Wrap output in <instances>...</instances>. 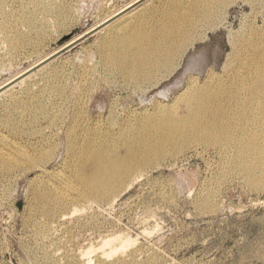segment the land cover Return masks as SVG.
I'll use <instances>...</instances> for the list:
<instances>
[{"label":"rangeland","instance_id":"obj_1","mask_svg":"<svg viewBox=\"0 0 264 264\" xmlns=\"http://www.w3.org/2000/svg\"><path fill=\"white\" fill-rule=\"evenodd\" d=\"M179 1V13L196 2ZM213 1L215 20L194 24L197 32L171 76L160 72L151 81L127 80L106 61L105 31L80 41L44 70L32 68L28 81L0 96V153L26 152L38 163L49 156L46 172L34 165L8 171L0 158V264L118 259L126 264H264V167L250 173V164L242 165L233 149L194 134L164 142L160 147L171 153L152 157L146 170H135L101 203L70 202L48 215L35 198L44 185L54 190L60 183L56 178L73 183L72 170L80 166L68 149L73 141L109 149L112 159L113 151L123 155L117 133L127 120L146 129L149 116L160 112L156 105H170L189 76L198 77L200 87L209 86L216 80L208 78L210 70L221 74L230 68L232 52L257 42L244 44L254 29L264 27V0ZM130 2L8 0L0 13V87ZM169 6L170 0H151L111 30L131 25L147 8L145 21L153 26L157 16L152 13ZM254 135L262 143V158L254 166H264L263 123ZM116 136L120 148L114 150ZM82 167L87 173L92 169ZM108 240L119 253L111 254Z\"/></svg>","mask_w":264,"mask_h":264},{"label":"bare ground","instance_id":"obj_2","mask_svg":"<svg viewBox=\"0 0 264 264\" xmlns=\"http://www.w3.org/2000/svg\"><path fill=\"white\" fill-rule=\"evenodd\" d=\"M7 1L0 0V13L4 11ZM150 1L131 0L125 7L120 8L106 20L94 28L92 27L86 34L78 36L59 51L80 43L95 33L106 31L107 37H104L101 44L105 48L106 61L127 80L151 81L156 79L155 76L160 72L171 76L173 71H176L175 69L180 66L188 51L186 43L194 36L192 32H197L193 28L194 24L199 21L212 22L215 20L217 14L213 11L215 2L213 0L197 2L196 0L194 6L186 8L184 13H179L180 1L170 0L169 7L152 13L157 16L156 18L151 16L155 25L148 27L146 24L144 16L151 11L147 8L141 12L140 17L135 18L131 25L125 26L124 30L119 27H117L119 28L117 31L111 30L113 26L126 17H131V14L149 4ZM33 26L36 24L34 23ZM253 32V35L244 40V44H248L254 39L257 42L250 44L251 49L247 48V45L242 52L238 50L236 53L232 52L233 59L229 69L225 68L221 74L210 70L208 78L216 79L212 84L202 88L199 85L198 77L189 76L186 87L170 105H156V111L160 112L156 116H153L154 114L149 116L146 129L138 130L135 128L138 122L127 120L120 132L117 133L119 143L126 149L123 155L113 151L114 159H112L107 154L111 152L109 149L98 148L93 142L82 147L78 139L73 141L68 149L70 152L73 151V157L80 165H75L72 170L74 176V181H72L75 185L70 179L62 181L65 182L62 183L61 179L56 178L60 183L53 184L54 190L46 185L40 187L39 191L35 193L36 201L40 203V209L45 214L52 215L58 208L65 207L70 202L101 203L107 198L113 197L121 184L133 176L135 170L142 171L148 168L152 157L162 158L171 153L172 151L167 152L165 146H160L164 142L177 143L176 138L179 136L183 138L194 134L197 139H207L216 145H226V148L234 150L235 158L239 159L242 165L250 164L248 167L250 173L253 171V167L263 169L264 166H254V162H258L256 160L262 158L260 152L262 143L254 133L259 123L264 124V27L254 29ZM111 35L113 36L110 38ZM56 53L41 59L40 63H36L35 66L10 80L8 79L0 87V96L6 94L16 85L29 80L32 75L28 71L32 68H40L39 70L47 68ZM191 88L196 89L189 95L188 92ZM180 101L184 107L182 109L178 107ZM115 142L114 150L120 148L117 146V136ZM13 151L5 152V154L0 153L5 170L10 171L21 165H34L35 169L46 172L47 167L44 164L47 163L46 159L49 156L42 157L41 162L38 163L37 159L32 158L26 152ZM84 165H89L92 169L87 173L82 167ZM143 174L145 171L141 175ZM141 175L139 176L141 177ZM139 176L127 188L131 187ZM114 240H108L105 244L111 247L113 255L120 251L117 247H113ZM123 248L125 247L122 246L120 249ZM76 261L80 264L78 260ZM108 263L110 262L108 261ZM108 263L106 260L100 261V264ZM112 263L126 264L124 260L119 261V259Z\"/></svg>","mask_w":264,"mask_h":264},{"label":"water","instance_id":"obj_3","mask_svg":"<svg viewBox=\"0 0 264 264\" xmlns=\"http://www.w3.org/2000/svg\"><path fill=\"white\" fill-rule=\"evenodd\" d=\"M81 43V42H80ZM79 43H77V44H75V45H73V46H71V47H69L68 49H66V50H64V51H62V52H60L55 58H53L51 61H53L54 59H56L57 57H59L61 54H63L64 52H66V51H69L70 49H72L73 47H75L76 45H78ZM50 62V61H49ZM36 70H38V68L36 69ZM36 70H34V71H32V72H35Z\"/></svg>","mask_w":264,"mask_h":264}]
</instances>
